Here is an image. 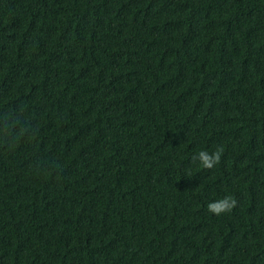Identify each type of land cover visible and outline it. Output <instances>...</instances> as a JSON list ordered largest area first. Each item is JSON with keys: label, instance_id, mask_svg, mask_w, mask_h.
I'll return each instance as SVG.
<instances>
[{"label": "trees", "instance_id": "16d2710c", "mask_svg": "<svg viewBox=\"0 0 264 264\" xmlns=\"http://www.w3.org/2000/svg\"><path fill=\"white\" fill-rule=\"evenodd\" d=\"M0 264H264V0H0Z\"/></svg>", "mask_w": 264, "mask_h": 264}, {"label": "clouds", "instance_id": "9594fccd", "mask_svg": "<svg viewBox=\"0 0 264 264\" xmlns=\"http://www.w3.org/2000/svg\"><path fill=\"white\" fill-rule=\"evenodd\" d=\"M223 153L222 148H217L214 152L201 150L194 157L193 160H199L201 167L204 169H212L221 161ZM236 200L231 195H226L222 199L211 202L207 205L209 212L216 216H220L225 213H231L236 206Z\"/></svg>", "mask_w": 264, "mask_h": 264}]
</instances>
